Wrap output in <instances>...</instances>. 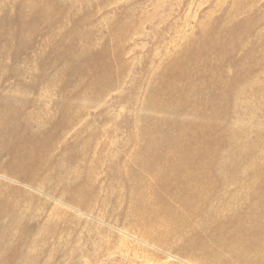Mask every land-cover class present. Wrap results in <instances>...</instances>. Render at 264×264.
Masks as SVG:
<instances>
[{"label": "rangeland", "instance_id": "1", "mask_svg": "<svg viewBox=\"0 0 264 264\" xmlns=\"http://www.w3.org/2000/svg\"><path fill=\"white\" fill-rule=\"evenodd\" d=\"M259 235L264 0H0V264H264Z\"/></svg>", "mask_w": 264, "mask_h": 264}, {"label": "bare ground", "instance_id": "2", "mask_svg": "<svg viewBox=\"0 0 264 264\" xmlns=\"http://www.w3.org/2000/svg\"><path fill=\"white\" fill-rule=\"evenodd\" d=\"M24 155V153L22 154V156ZM261 231H263V229L261 228L260 229ZM259 242V243H258ZM257 243H258V245L257 246H261L263 243H264V237H260V235H259V239L257 240ZM244 250L242 251V254H243V256H244ZM260 260H261V257L259 258L258 257V262H260Z\"/></svg>", "mask_w": 264, "mask_h": 264}]
</instances>
